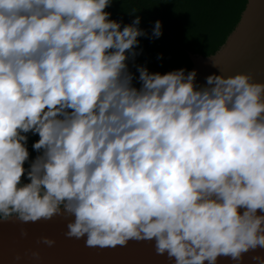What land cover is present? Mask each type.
Listing matches in <instances>:
<instances>
[{
	"label": "clouds",
	"instance_id": "obj_1",
	"mask_svg": "<svg viewBox=\"0 0 264 264\" xmlns=\"http://www.w3.org/2000/svg\"><path fill=\"white\" fill-rule=\"evenodd\" d=\"M110 3L0 0V220L63 215L87 245L154 240L173 264H241L264 250V81L134 75L148 34Z\"/></svg>",
	"mask_w": 264,
	"mask_h": 264
},
{
	"label": "water",
	"instance_id": "obj_2",
	"mask_svg": "<svg viewBox=\"0 0 264 264\" xmlns=\"http://www.w3.org/2000/svg\"><path fill=\"white\" fill-rule=\"evenodd\" d=\"M187 54L192 63L188 71L196 70L197 85L219 71L225 75L246 72L252 79L264 81V0L246 1L235 27L213 54ZM68 219L54 215L35 222H22L15 217L0 220V264H173L167 253H157L154 240L130 238L122 245H87L84 237L65 234ZM42 236L55 243H43ZM34 251L38 254L33 255ZM257 252L264 250L245 253L241 264H254L251 257ZM216 264L234 261L222 255Z\"/></svg>",
	"mask_w": 264,
	"mask_h": 264
},
{
	"label": "trees",
	"instance_id": "obj_3",
	"mask_svg": "<svg viewBox=\"0 0 264 264\" xmlns=\"http://www.w3.org/2000/svg\"><path fill=\"white\" fill-rule=\"evenodd\" d=\"M247 0H111L105 8L109 19L121 22V28L135 16L140 17L138 27L148 35L138 37L139 54L129 61V69L136 73V64L150 72L161 74L184 68L187 72L191 60L187 51L201 55L213 54L225 41L238 22ZM132 12V13H130ZM156 20L161 22V35L151 38ZM136 86L138 83L133 81ZM29 160L37 154L32 143L39 137L27 134ZM24 167H28L25 161ZM22 182H28L24 175Z\"/></svg>",
	"mask_w": 264,
	"mask_h": 264
}]
</instances>
